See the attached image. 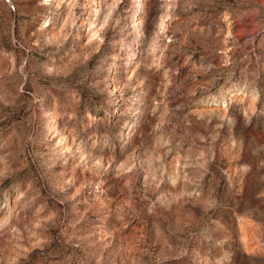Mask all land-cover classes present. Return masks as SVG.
I'll list each match as a JSON object with an SVG mask.
<instances>
[{"label": "rangeland", "instance_id": "rangeland-1", "mask_svg": "<svg viewBox=\"0 0 264 264\" xmlns=\"http://www.w3.org/2000/svg\"><path fill=\"white\" fill-rule=\"evenodd\" d=\"M57 2L0 0V264H264V0Z\"/></svg>", "mask_w": 264, "mask_h": 264}, {"label": "bare ground", "instance_id": "bare-ground-1", "mask_svg": "<svg viewBox=\"0 0 264 264\" xmlns=\"http://www.w3.org/2000/svg\"><path fill=\"white\" fill-rule=\"evenodd\" d=\"M61 1H62V0H58V2H57L58 6L60 5ZM70 1H73V0H70ZM88 1H89V0H88ZM91 1H92V0H91ZM88 5H89V4H88ZM91 7H92V6L90 5V8H91ZM87 19H88V18H87ZM86 21H87V20H86ZM92 25H93V23H89V24H88V32L92 31ZM94 28H95V26H94ZM96 32H97V31H96ZM96 32H95V33H96ZM95 33H94V34H95ZM94 34H93V35H94ZM90 38H91V36L88 35V39H89V40H90ZM138 47H139V46H138Z\"/></svg>", "mask_w": 264, "mask_h": 264}]
</instances>
